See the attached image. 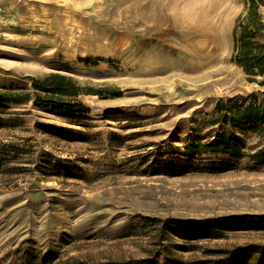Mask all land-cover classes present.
Returning <instances> with one entry per match:
<instances>
[{
	"label": "rangeland",
	"instance_id": "obj_1",
	"mask_svg": "<svg viewBox=\"0 0 264 264\" xmlns=\"http://www.w3.org/2000/svg\"><path fill=\"white\" fill-rule=\"evenodd\" d=\"M248 2L0 0V89L30 95L0 102V264H264V125L211 122L264 98L231 58Z\"/></svg>",
	"mask_w": 264,
	"mask_h": 264
},
{
	"label": "trees",
	"instance_id": "obj_2",
	"mask_svg": "<svg viewBox=\"0 0 264 264\" xmlns=\"http://www.w3.org/2000/svg\"><path fill=\"white\" fill-rule=\"evenodd\" d=\"M234 45L232 60L243 69L252 80L260 76V83H264V0H249L245 12L238 18L233 28ZM32 86L37 93H43V98H37L52 103L56 108L62 95L73 96L77 94V86L64 74L51 72L32 80ZM28 92L16 90H1L0 102H18L29 99ZM255 97V93L250 94ZM38 97V96H37ZM239 97L233 96L221 99L217 104V111L211 117V122L226 120L235 124L264 125V98L259 103L254 100L248 104H238ZM81 103H68L65 109L69 113L81 111ZM225 133H217L213 138L202 143V149L208 151H227L238 153ZM198 145L193 143L187 146V151L198 152ZM255 160L264 161V146L250 154ZM238 250H222V256L206 258L201 264H232L237 258ZM114 264H129V262H116Z\"/></svg>",
	"mask_w": 264,
	"mask_h": 264
}]
</instances>
